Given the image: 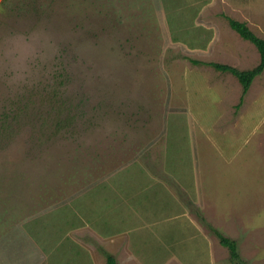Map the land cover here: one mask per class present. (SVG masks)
<instances>
[{
    "label": "rangeland",
    "instance_id": "obj_1",
    "mask_svg": "<svg viewBox=\"0 0 264 264\" xmlns=\"http://www.w3.org/2000/svg\"><path fill=\"white\" fill-rule=\"evenodd\" d=\"M226 17L264 39V0H0V211L87 216L95 264H234L213 229L264 264V72L192 63L259 64Z\"/></svg>",
    "mask_w": 264,
    "mask_h": 264
},
{
    "label": "crops",
    "instance_id": "obj_2",
    "mask_svg": "<svg viewBox=\"0 0 264 264\" xmlns=\"http://www.w3.org/2000/svg\"><path fill=\"white\" fill-rule=\"evenodd\" d=\"M54 217V224H60V228V225L57 229L48 226L49 221L45 220V216H43L44 220L29 218L22 224L21 221L12 220L13 214L9 218L6 212H2L0 264H95L93 262L96 253L87 241L88 238L81 236L93 232L95 235L92 237L95 240L96 238L101 240L103 237L97 229L89 226L87 216L84 215L81 219L76 217L77 219L74 220L78 223H71L68 220L69 216L63 220L58 219V216ZM80 220L85 221L80 224ZM40 224L43 225L42 229ZM116 233L119 234V231H115L112 235H117Z\"/></svg>",
    "mask_w": 264,
    "mask_h": 264
},
{
    "label": "trees",
    "instance_id": "obj_3",
    "mask_svg": "<svg viewBox=\"0 0 264 264\" xmlns=\"http://www.w3.org/2000/svg\"><path fill=\"white\" fill-rule=\"evenodd\" d=\"M226 18L232 30L238 33L241 36V38H243L246 41H249L250 43L256 46L257 50L260 53L259 64L252 69L241 70V69H238L236 67H233L227 64L202 63L196 60H193L192 63H194L195 65H200V64L208 65V66L213 67L215 70L219 72L232 74L238 79L239 83L241 84L242 90H243V96H244L250 90L254 80L258 76L262 75L264 72V39L258 37L249 28V26L246 23L240 22L230 17H226ZM241 100H243V98ZM213 231L217 235L220 241V244L223 247L228 249L229 254H230V259L234 264H248L247 261H245L241 257L237 241H235L234 239H231L230 237L223 235L221 232L215 229H213ZM105 255L107 258V264H119L114 256L108 253H106Z\"/></svg>",
    "mask_w": 264,
    "mask_h": 264
}]
</instances>
